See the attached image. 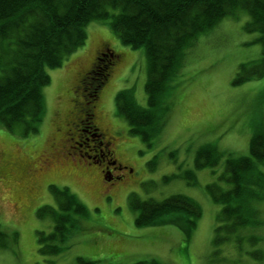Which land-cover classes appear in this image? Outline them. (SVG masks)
<instances>
[{"label": "rangeland", "instance_id": "obj_1", "mask_svg": "<svg viewBox=\"0 0 264 264\" xmlns=\"http://www.w3.org/2000/svg\"><path fill=\"white\" fill-rule=\"evenodd\" d=\"M246 20L244 10L224 17L186 51L180 75L168 91L171 98L164 130L151 146L128 133L126 121L115 108V94L124 88H133L137 103L147 106L144 50L123 44L107 21L89 22L84 44L66 55L60 67L45 69L50 82L42 89L45 112L38 131L23 134L21 126L12 131L0 126V232L6 234L7 243L6 248L0 247V264H134L151 259L162 264H206L214 249L213 230L220 205L210 200L204 188L218 180L223 160L213 168L195 169L196 184L177 177L165 181L163 177L194 169L195 151L207 142L236 155L247 154L249 122L260 115L264 125V76L232 83L240 63L261 56L257 33L243 30ZM102 47L119 55L94 104V120L111 140L112 155L120 166L117 178L110 183L101 179L102 166L97 161L90 163V159L77 156L89 154L96 160L102 156L108 162L110 154L98 137L90 143L94 147L89 151L81 141L83 126L74 119L82 100L73 92L77 79ZM173 150L176 158L169 155ZM154 156L151 169L146 163ZM50 184L67 187L88 214L68 237L62 252L42 255L36 230L48 233L53 225L48 218L38 219L35 211L43 205H56L48 191ZM131 192L141 199L183 194L196 200L201 215L188 242L174 225L135 226L136 213L128 204ZM258 210L264 234V203ZM254 247L258 246L248 244L246 250ZM220 248L236 255L231 245ZM258 248L263 252L264 244Z\"/></svg>", "mask_w": 264, "mask_h": 264}, {"label": "trees", "instance_id": "obj_2", "mask_svg": "<svg viewBox=\"0 0 264 264\" xmlns=\"http://www.w3.org/2000/svg\"><path fill=\"white\" fill-rule=\"evenodd\" d=\"M240 10L248 14L243 30L257 33L262 51L259 59L239 64L232 81L235 85L264 76V0H0V126L10 131L21 126L23 134L38 131L45 112L42 89L50 82L45 69L60 67L66 55L84 44L85 26L101 20L108 22L123 44L144 50L147 106L137 103L133 88H124L115 94V108L126 121L128 133L151 146L164 130L171 98L168 91L180 75L186 51L200 35L224 17L237 16ZM118 60L115 51L102 47L73 90L82 98L74 119L83 126L81 141L89 151L94 137L107 153L110 151V140L94 120V104ZM249 125L247 154L236 155L207 142L195 151L194 169L163 177L165 181L177 177L196 184L195 169L213 168L223 160L218 180L204 188L210 200L220 205L213 230L214 249L206 264H264V250L258 248L264 244L258 210L264 203V125L260 115ZM175 152L169 155L176 158ZM112 154L108 162L119 166ZM155 161L156 156L146 164L152 169ZM48 191L56 205L38 207L35 216L50 219L53 226L48 233L36 230V241L40 254L57 255L80 228L88 210L67 187L50 184ZM128 204L136 213L135 226L174 225L186 242L201 215L199 203L183 194L155 200L141 199L131 192ZM4 236L0 232L2 248L7 246ZM16 236L15 232L14 240ZM248 244L258 247L246 250ZM226 245H231L236 255L220 248ZM134 264L162 263L151 259Z\"/></svg>", "mask_w": 264, "mask_h": 264}, {"label": "flooded vegetation", "instance_id": "obj_3", "mask_svg": "<svg viewBox=\"0 0 264 264\" xmlns=\"http://www.w3.org/2000/svg\"><path fill=\"white\" fill-rule=\"evenodd\" d=\"M110 142H111V140L109 141V143L107 145V148L110 149V151H108V154L111 155L112 150H111V147H110ZM69 149H72L73 150V149H76V148H75V146L73 147V146L69 145ZM68 154H70V153H68ZM70 155H72V154H70ZM77 156L79 158H81V159L82 158L83 159H90V163H95V161H97V164H99L100 166H102V168L100 170V172H101V179H103L105 182L110 183L112 181V179L117 178V172H118V168L120 166H118V165L117 166H114V165L111 166V164H109L107 161H105L102 156L99 157L98 160H96L94 157H91L89 154H86L85 156H83V154L77 153ZM112 170H113L114 173H112Z\"/></svg>", "mask_w": 264, "mask_h": 264}]
</instances>
